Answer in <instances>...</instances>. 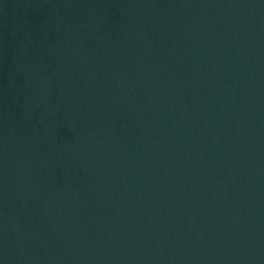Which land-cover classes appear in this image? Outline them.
<instances>
[{"label": "water", "instance_id": "obj_1", "mask_svg": "<svg viewBox=\"0 0 264 264\" xmlns=\"http://www.w3.org/2000/svg\"><path fill=\"white\" fill-rule=\"evenodd\" d=\"M0 264H264V0H0Z\"/></svg>", "mask_w": 264, "mask_h": 264}]
</instances>
